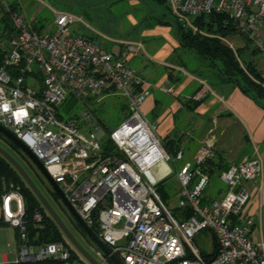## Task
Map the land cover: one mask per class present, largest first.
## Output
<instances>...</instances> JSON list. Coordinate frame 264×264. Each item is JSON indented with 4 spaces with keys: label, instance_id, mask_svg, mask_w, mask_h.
I'll list each match as a JSON object with an SVG mask.
<instances>
[{
    "label": "built area",
    "instance_id": "1",
    "mask_svg": "<svg viewBox=\"0 0 264 264\" xmlns=\"http://www.w3.org/2000/svg\"><path fill=\"white\" fill-rule=\"evenodd\" d=\"M167 1L171 14L193 31L199 17L224 16L232 28L231 35L221 37L227 46L248 41L264 54V0ZM51 11L52 24L38 30V13L28 18L0 0V14L11 27L10 36L0 38V125L43 164L79 217L89 227L97 224L98 238L124 264H264V241L251 237L253 221L244 213L249 193L241 186L259 177V158L246 157L222 170L218 178L225 185L223 195L205 198L211 182L206 163L214 146L204 140L192 159L183 161L180 150L169 153L156 135V124L140 108L150 88L129 64L144 44L110 38L92 28L88 35L94 37L87 36L74 29L89 28L79 14ZM158 89L171 93L174 88L164 84ZM208 92L200 86L190 98L201 101ZM111 93L125 100L127 114L108 132L88 104H100ZM72 101L74 110L60 111ZM106 138L112 150L104 145ZM172 174L179 183L175 208L182 218L157 191V184ZM42 221L41 213L34 212L33 228H41ZM0 225L14 228L17 235L15 259L3 258L0 264H89L77 251L72 256L75 249L68 241L30 237L24 196L12 183L0 185ZM204 230L215 242L209 256L194 243ZM95 255L108 264L101 249Z\"/></svg>",
    "mask_w": 264,
    "mask_h": 264
},
{
    "label": "crops",
    "instance_id": "2",
    "mask_svg": "<svg viewBox=\"0 0 264 264\" xmlns=\"http://www.w3.org/2000/svg\"><path fill=\"white\" fill-rule=\"evenodd\" d=\"M142 25L133 37L119 38L144 44L143 51L129 60L144 77L145 88H150L140 106L142 113L156 124V135L166 143L167 151L174 154L180 150L183 161L192 159L202 141L213 144L214 171L205 193L207 199L223 195L225 185L215 181L222 170L246 157L259 158V177L241 186L249 193L244 213L253 221L251 237L264 241V107L232 82H209L205 76L193 73L181 59L183 48L171 27ZM245 57L254 60L264 78V54L257 51L250 56L248 51ZM164 84L173 85V91H160L158 87ZM200 86L210 92L194 102L190 97Z\"/></svg>",
    "mask_w": 264,
    "mask_h": 264
},
{
    "label": "rangeland",
    "instance_id": "3",
    "mask_svg": "<svg viewBox=\"0 0 264 264\" xmlns=\"http://www.w3.org/2000/svg\"><path fill=\"white\" fill-rule=\"evenodd\" d=\"M8 4H16L18 8L31 18L34 13H38L39 24L48 26L52 24L53 14L51 9L69 11L75 14H79L84 21L88 24L89 28L84 26L75 25L74 29L80 33L89 34L91 28L100 32L101 34L110 38H126L133 37V34L140 32L142 29V23L147 24L152 21L151 11L155 8L157 12L164 13L166 9L158 6L152 0H4ZM39 1H43L45 5L41 7ZM169 5V4H168ZM89 13L90 20H86L82 15ZM136 21V23H134ZM133 31V32H132ZM130 39V38H128ZM240 43L241 39L237 38ZM141 42V41H140ZM143 43V42H142ZM107 44V43H106ZM111 44H107L106 48L110 49ZM110 47V48H109ZM181 59L187 62L188 68L197 73L205 76L209 82H219L220 79L217 76L216 69L211 68L208 61L200 58L187 49L181 50ZM198 65V66H197ZM197 66V67H196ZM91 105L93 115L96 120L103 126L108 132L118 127L126 118L127 108L125 100L115 94L109 95L100 104L94 106ZM74 101L70 104L64 105L60 108L61 112H68L71 109L74 110ZM97 107V108H96ZM80 106L75 109H80ZM93 108H96L94 111ZM149 119V118H148ZM0 146L6 149L8 152H12L15 159L26 169L32 180L39 188L44 197L51 204L53 209L65 223L70 232L75 238L86 248L89 253L95 255L94 247L88 240L82 235L79 230V225L67 212L63 204L58 203L56 199L50 194L51 188L43 177L34 170L31 166L28 158L21 152H14L9 148V145L0 138ZM169 166L174 170V164L170 160ZM178 165L181 162H177ZM215 181H219L218 178ZM206 187L205 193L208 192L210 185ZM158 187L167 193L166 203L171 211H175V202L179 196V183L177 178L172 174L166 180H164ZM63 240L67 241V238L63 236ZM194 243L200 249V251L206 255L212 251L213 237L210 231L204 230L197 234L194 238ZM17 244V235L14 228L7 225H0V260L5 258L7 261H13L15 256L13 249Z\"/></svg>",
    "mask_w": 264,
    "mask_h": 264
},
{
    "label": "trees",
    "instance_id": "4",
    "mask_svg": "<svg viewBox=\"0 0 264 264\" xmlns=\"http://www.w3.org/2000/svg\"><path fill=\"white\" fill-rule=\"evenodd\" d=\"M152 1L160 7H164L166 9V12L159 13L155 10H152L150 14L152 21L148 22L145 25H161L171 27V29L173 30V34L181 48L187 49L200 58L207 60L210 67L216 69L217 76L221 82H232L233 84L237 85L243 92L247 93L264 107V78L256 68L254 60L251 57H245V52L249 51L250 56H255L257 54V51L248 41H246L243 46L231 48L221 40V37L229 36L232 32V28L230 27V25L225 24L226 22L224 16L212 13L208 16L199 17L193 21L198 30L193 31L181 20L175 18L171 14L167 0ZM9 6L12 9L18 8L16 4H9ZM82 16L86 20L91 19L89 13H86V15ZM43 27V24H39L37 26V29L41 30ZM10 33L11 27L8 21V17L4 13H2L0 14V38L8 37L10 36ZM86 35L94 37L92 35ZM2 53L3 52L0 50V61L2 58ZM96 108H93V110L95 111ZM0 138L4 140L11 149L18 153H21V151L1 133ZM163 144L164 146H166V143L163 142ZM104 145L109 150H112V144L110 143L108 138L104 140ZM213 165L214 162L212 161V159H209L206 163V169L209 172L211 179V175L213 173L212 171H214V168H212ZM1 182H4L6 184L12 183L14 186L19 187V189L23 193L26 219L28 222L27 229L29 231L30 237L36 235L37 242L64 241V234L55 223V221L46 212L41 202L28 188L27 184L24 182L18 172L12 167V165L0 155V185ZM162 182L157 184V191L160 194L162 200L166 203V200L168 198L167 193H165L161 187H158ZM50 194L54 199H56L58 203H61L58 196L52 190H50ZM204 197L206 198V194L204 195ZM36 211L40 212L43 217V225L39 229H34L31 224L32 216ZM172 213L178 218L183 217H181L177 209L175 211H172ZM78 227L86 240H88L89 243L93 245V247L95 246V248L98 249V246L89 238V236L80 228V226ZM90 228L95 234L97 233V224L91 225ZM213 246H215L214 240ZM72 252V256H76V251ZM204 256H209V254H206ZM107 263L114 264L109 258H107Z\"/></svg>",
    "mask_w": 264,
    "mask_h": 264
},
{
    "label": "water",
    "instance_id": "5",
    "mask_svg": "<svg viewBox=\"0 0 264 264\" xmlns=\"http://www.w3.org/2000/svg\"><path fill=\"white\" fill-rule=\"evenodd\" d=\"M0 133L11 141L29 160L31 165L35 170L43 177V179L48 183L51 190L58 196L61 203L65 206L67 211L77 222L80 228L89 236V238L98 246L99 249L114 263V264H124L112 251L111 249L103 243L98 236L91 230V228L79 217L74 208L71 206L66 196L58 186V184L52 179L48 171L45 169L43 164L36 158V156L29 150V148L14 134H12L8 129L0 125ZM0 155L6 159L12 167L18 172L22 177L24 182L27 184L28 188L35 194L38 200L41 202L42 206L50 217L58 225L67 241L72 245V247L77 251L89 264H101L100 261L96 260L89 251L84 248V246L75 238V236L70 232L65 223L53 209L48 200L41 193L39 188L36 186L31 176L28 174L26 169L15 159V157L8 152L6 149L0 146Z\"/></svg>",
    "mask_w": 264,
    "mask_h": 264
},
{
    "label": "flooded vegetation",
    "instance_id": "6",
    "mask_svg": "<svg viewBox=\"0 0 264 264\" xmlns=\"http://www.w3.org/2000/svg\"><path fill=\"white\" fill-rule=\"evenodd\" d=\"M10 148V147H9ZM11 149V148H10ZM13 150V149H12ZM14 151V150H13ZM14 152H16V151H14ZM11 154H12V152H10ZM13 155V154H12ZM96 248H95V246H94V251L96 252ZM94 257H96V256H94Z\"/></svg>",
    "mask_w": 264,
    "mask_h": 264
}]
</instances>
